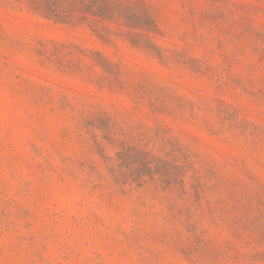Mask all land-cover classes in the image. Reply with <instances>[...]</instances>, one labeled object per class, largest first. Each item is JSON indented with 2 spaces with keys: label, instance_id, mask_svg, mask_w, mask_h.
Here are the masks:
<instances>
[{
  "label": "rangeland",
  "instance_id": "374dc122",
  "mask_svg": "<svg viewBox=\"0 0 264 264\" xmlns=\"http://www.w3.org/2000/svg\"><path fill=\"white\" fill-rule=\"evenodd\" d=\"M0 264H264V0H0Z\"/></svg>",
  "mask_w": 264,
  "mask_h": 264
}]
</instances>
